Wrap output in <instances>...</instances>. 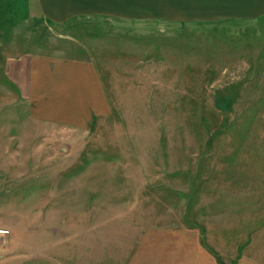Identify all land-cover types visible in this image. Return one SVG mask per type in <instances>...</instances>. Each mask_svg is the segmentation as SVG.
Wrapping results in <instances>:
<instances>
[{
	"label": "rangeland",
	"instance_id": "1",
	"mask_svg": "<svg viewBox=\"0 0 264 264\" xmlns=\"http://www.w3.org/2000/svg\"><path fill=\"white\" fill-rule=\"evenodd\" d=\"M25 1L0 0V264H198L204 254L194 239L178 245L179 229L217 243L221 217L237 215L242 234L248 216L264 223V18L53 23ZM158 26L186 39L171 46L192 58L183 61L192 75L163 81L136 66ZM89 51L106 56L112 106L84 129L43 128L36 138L23 110L12 114L4 60ZM185 85L179 101L174 89ZM208 244L224 264L235 256Z\"/></svg>",
	"mask_w": 264,
	"mask_h": 264
},
{
	"label": "crops",
	"instance_id": "2",
	"mask_svg": "<svg viewBox=\"0 0 264 264\" xmlns=\"http://www.w3.org/2000/svg\"><path fill=\"white\" fill-rule=\"evenodd\" d=\"M25 2V8L31 14L53 23H64L72 18H105L122 24L153 21L174 25L264 18V0H26ZM169 28L158 26L157 33L152 35V41L146 42L149 47L143 51L144 55L136 56L138 62L136 66L145 69L147 74L163 75V81L169 76L187 77L194 72L193 63L183 62L192 59L189 54L175 53L171 46L179 47L186 42V39L172 37ZM121 34L123 35L122 32ZM154 47L157 51H153L156 54L152 56L150 53ZM91 52L97 53V51H89L79 57L23 53L4 60L2 70L9 83V96L15 111L12 114L18 116V111L22 109V120L25 121L21 122L32 125L36 138L40 136V130L43 128L50 129L51 132L54 129L63 132L66 129H84L94 118L102 116L112 106V96L103 80L100 64L101 61L106 60V56L103 58L99 52L100 58H97ZM107 67L110 68L108 65ZM112 68L115 67L112 65ZM137 72L143 74L138 70ZM180 82L184 85L183 79ZM186 86L174 89L179 95L176 97L177 100L180 101L187 96ZM17 119L12 118L9 123L17 126L18 123L15 122ZM4 131L1 137L9 139L11 129L8 127ZM51 132L46 139L56 138ZM41 145H37L35 153L42 149ZM236 216L230 214L220 218L225 222V227L216 231L219 235L217 243L210 236H207V241L201 242L195 228L194 230L179 229L180 233L176 232L175 241L181 246V244L187 245L194 239L193 244L198 246L194 250H200L205 256L198 264L225 263L216 259L211 249L207 250L201 246L206 242L211 244L213 249L217 246L220 252L227 250L235 253L234 257L230 256L232 258L227 259L226 264H264V223L257 225L254 220L256 218L250 215L248 216L250 231L242 234L239 232L241 229H238L239 217ZM183 234L186 239H183ZM177 236L180 239H177ZM229 242L233 244L229 245ZM189 255L191 259L193 253ZM185 264L195 263L194 260H189Z\"/></svg>",
	"mask_w": 264,
	"mask_h": 264
},
{
	"label": "built area",
	"instance_id": "3",
	"mask_svg": "<svg viewBox=\"0 0 264 264\" xmlns=\"http://www.w3.org/2000/svg\"><path fill=\"white\" fill-rule=\"evenodd\" d=\"M7 233V229H1L0 228V235H5Z\"/></svg>",
	"mask_w": 264,
	"mask_h": 264
}]
</instances>
